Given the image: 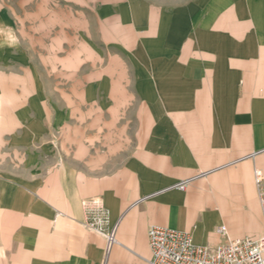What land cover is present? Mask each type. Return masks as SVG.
Wrapping results in <instances>:
<instances>
[{
  "label": "crops",
  "instance_id": "crops-1",
  "mask_svg": "<svg viewBox=\"0 0 264 264\" xmlns=\"http://www.w3.org/2000/svg\"><path fill=\"white\" fill-rule=\"evenodd\" d=\"M36 1L38 43L66 35L48 77L24 51L14 72L0 22V264H151L152 225L263 235L264 0ZM93 197L118 223L108 255Z\"/></svg>",
  "mask_w": 264,
  "mask_h": 264
},
{
  "label": "built area",
  "instance_id": "built-area-1",
  "mask_svg": "<svg viewBox=\"0 0 264 264\" xmlns=\"http://www.w3.org/2000/svg\"><path fill=\"white\" fill-rule=\"evenodd\" d=\"M259 200L264 217V173L255 170ZM192 178L180 180L174 187L184 189ZM88 211L87 226L106 238V254L117 243L118 223L111 224L109 212L99 197L85 202ZM224 233V225L218 228ZM151 264H264V234L258 238H236L214 247L196 244L192 235L162 225H152L148 230Z\"/></svg>",
  "mask_w": 264,
  "mask_h": 264
},
{
  "label": "rangeland",
  "instance_id": "rangeland-1",
  "mask_svg": "<svg viewBox=\"0 0 264 264\" xmlns=\"http://www.w3.org/2000/svg\"><path fill=\"white\" fill-rule=\"evenodd\" d=\"M36 4V0H0V22L9 25V27L11 26L12 33L18 38V46L12 50L14 61L12 66L14 69L13 71L18 72L22 67H24L20 65L21 61L16 59V57H20L21 52L24 51V53H27L29 57L28 59L33 61V64L31 63V67L34 71H36L37 68H40V66L36 64V60L41 57V55L45 56L46 65L43 70L45 77H48V72H52V65H47V62L49 63L48 60L50 57H53L54 53V50L52 49L53 41L51 38L56 34L62 36L66 34H64L63 29H61V32L57 33H46L43 38L46 47L43 48V46L40 45L41 43H38V37H42V34L40 32H36L35 29L38 18H36V16H31V13L35 14ZM24 9L29 12L28 16H26L27 11ZM64 14V10L61 11V16ZM63 18L67 17L62 16L61 19L63 20ZM61 19L60 23L63 24ZM59 28L60 27H57V29ZM8 67L10 68L9 65L1 64L0 72L9 70Z\"/></svg>",
  "mask_w": 264,
  "mask_h": 264
}]
</instances>
